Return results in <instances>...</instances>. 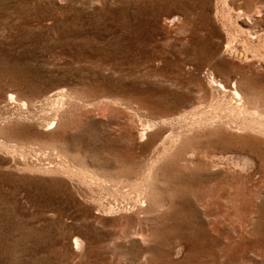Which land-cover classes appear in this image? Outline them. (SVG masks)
Wrapping results in <instances>:
<instances>
[{"label":"rangeland","instance_id":"1","mask_svg":"<svg viewBox=\"0 0 264 264\" xmlns=\"http://www.w3.org/2000/svg\"><path fill=\"white\" fill-rule=\"evenodd\" d=\"M0 264H264V0H0Z\"/></svg>","mask_w":264,"mask_h":264},{"label":"bare ground","instance_id":"2","mask_svg":"<svg viewBox=\"0 0 264 264\" xmlns=\"http://www.w3.org/2000/svg\"><path fill=\"white\" fill-rule=\"evenodd\" d=\"M234 55V54H233ZM234 56H236V57H238V58H240V59H243L244 57H245V53L244 52H238V53H236ZM211 76L209 77V81H210V83H211V85L213 84V85H215V86H217V87H220V88H222V90L223 89H225V87H224V85L222 84V83H220L219 82V80H216L214 77H213V75H212V73L210 74ZM235 82V81H234ZM233 87V95L235 96V97H237V99L239 100V101H242V96H241V94H240V92H239V90L236 88V86H235V84L232 86ZM227 89V88H226ZM14 98V96L12 95V94H10L9 95V99H13ZM8 99V100H9ZM13 101V100H12ZM23 107V106H22ZM50 124V123H49ZM76 241V240H75Z\"/></svg>","mask_w":264,"mask_h":264}]
</instances>
